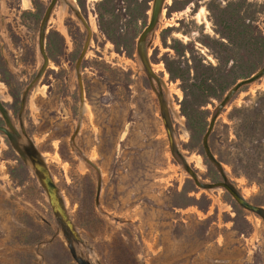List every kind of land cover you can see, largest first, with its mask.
Returning <instances> with one entry per match:
<instances>
[{
  "label": "rangeland",
  "instance_id": "374dc122",
  "mask_svg": "<svg viewBox=\"0 0 264 264\" xmlns=\"http://www.w3.org/2000/svg\"><path fill=\"white\" fill-rule=\"evenodd\" d=\"M49 1L0 0V103L10 122L0 112V125L12 134L41 64ZM151 3L58 0L49 17L48 66L21 118L83 239L68 245L90 264H264L263 218L222 187L196 186L170 153L136 54ZM146 49L175 145L200 181L221 180L202 137L225 92L264 63V0H165ZM13 138L0 131V264H78L24 137ZM208 144L229 182L264 208V76L233 95Z\"/></svg>",
  "mask_w": 264,
  "mask_h": 264
},
{
  "label": "water",
  "instance_id": "95a60500",
  "mask_svg": "<svg viewBox=\"0 0 264 264\" xmlns=\"http://www.w3.org/2000/svg\"><path fill=\"white\" fill-rule=\"evenodd\" d=\"M58 0H50L45 8V11L43 13V16L41 18L39 28H38V39H37V48L39 55L41 56V64L35 74V76L28 82V84L25 86V88L22 91L21 94V100H20V108H19V129L20 132L14 129V133H10L3 125H0V131H2L8 138L11 140H14L13 136L14 134L17 136H23L26 147L24 149L27 156H29V160L31 162V166L37 174L38 182L42 189L44 190L48 203L51 207L52 213L55 217V219L58 221V223L63 227V232L66 235L67 238V245L68 241L72 240L76 243L82 242L83 239L80 237L79 232L77 231V227L73 223L72 219L69 217V214L67 213V210L65 208V205L63 204V200L61 198V195L59 194V188L55 184L53 180V176L47 167V165L40 159L39 154L36 150V148L33 146L31 139L27 135L25 128L22 123L21 114L27 99V95L29 90L33 87V85L41 78L44 71L46 70L49 62V58L47 56L46 50H45V36H46V28L48 25V20L51 15V12L56 5ZM165 0H152L151 3V9L150 14L148 18V22L145 25V27L141 30L137 41H136V54L141 62L142 68L149 79L150 86L152 90L155 92L158 106H159V114L160 118L166 133L167 141H168V148L170 150V153L173 155L174 158H176L179 162H181L183 168L185 171L191 176L192 180L194 181L195 185L204 188V189H212L217 187L224 188L232 197L233 199L243 208L254 212L255 214L261 216L264 220V208L255 204L250 203L245 197L235 188L231 182H229L227 178L226 172L223 170L221 163L217 160L215 155L212 153L209 144H208V137L213 130L214 124L220 114V112L223 110L225 105L229 102V100L233 97V95L238 91L240 87L243 85L250 84L252 82H255L262 78L264 76V63L263 65L254 73H252L250 76L241 78L238 81H236L223 95V97L218 101V103L215 106V109L213 110L212 114L209 117L208 124L206 127V130L202 137V147L204 150V153L206 157L209 159V161L216 166L218 169L221 180L216 182H203L200 181L196 172L189 166V164L184 159L181 152L178 150L177 146L175 145V142L173 140V129L169 117V111L168 106L166 102L163 100V92H162V77L159 76L157 73H155L151 67V63L149 60V57L147 55V49H146V39L147 36L153 31L154 27L156 26L159 15L161 11L163 10ZM79 19L81 20L82 24L85 26L88 32H91L90 26L85 20V18L79 14ZM89 38V37H88ZM86 39V41L88 40ZM85 41L82 51L80 55L77 58V65L80 64L83 56L85 48L88 47L87 42ZM78 85L81 91H83V84L81 79H78ZM156 85V86H155ZM165 86V85H164ZM4 107L0 103V112L2 113V117L6 124H9L8 119L6 117V114L3 112ZM23 154V152H22ZM100 188H97V193L99 194ZM69 252L73 258L74 261H76L78 264H90L86 259H84L81 256L77 255L76 249H73L71 245H68Z\"/></svg>",
  "mask_w": 264,
  "mask_h": 264
},
{
  "label": "bare ground",
  "instance_id": "6f19581e",
  "mask_svg": "<svg viewBox=\"0 0 264 264\" xmlns=\"http://www.w3.org/2000/svg\"><path fill=\"white\" fill-rule=\"evenodd\" d=\"M73 249H75V247H73V245H71Z\"/></svg>",
  "mask_w": 264,
  "mask_h": 264
}]
</instances>
